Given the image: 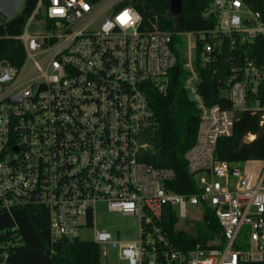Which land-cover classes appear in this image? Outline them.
I'll list each match as a JSON object with an SVG mask.
<instances>
[{"label":"built area","instance_id":"built-area-1","mask_svg":"<svg viewBox=\"0 0 264 264\" xmlns=\"http://www.w3.org/2000/svg\"><path fill=\"white\" fill-rule=\"evenodd\" d=\"M209 1L215 28L177 32L142 27L126 0H37L23 32L10 36L22 42L24 59H0V211L43 205L52 244L84 239L89 228L102 257L116 247L122 263L264 264V158L232 165L216 157L241 111L264 123V64L244 57L220 86L225 102L213 104L198 69L216 64L226 41L233 49L264 35V20L245 0ZM176 36L201 114L185 154L197 190L183 194L168 185L173 168L147 160L155 147L146 131L156 122L147 85L166 89ZM99 203L136 216L137 238L99 229ZM205 215L219 224L205 243L191 236L178 246L166 229L176 219L178 230L196 234ZM19 241L17 223L0 228V264Z\"/></svg>","mask_w":264,"mask_h":264},{"label":"trees","instance_id":"trees-1","mask_svg":"<svg viewBox=\"0 0 264 264\" xmlns=\"http://www.w3.org/2000/svg\"><path fill=\"white\" fill-rule=\"evenodd\" d=\"M171 0H126L142 14V27L150 30L197 31L215 28L216 18L205 15L209 0H183V12L179 16L170 14ZM249 6L259 11L264 20V0H245ZM37 0H24L18 13L11 19L0 21V59L6 58L19 65L25 56L22 42L10 36L23 32L24 25L33 13ZM181 38L175 37L177 64L168 73L166 89L158 90L147 85V97L156 115V122L146 133L153 142L155 152L149 153L147 160L157 167H170L176 176L169 186L178 193H192L197 190L196 178L187 168L185 154L196 142L200 123V110L192 101L185 87L187 70L183 50L178 47ZM224 43L217 63L199 65V88L208 104L225 102L220 86L231 74L235 65L244 57L255 58L264 64V35L253 41L231 49ZM227 102V101H226ZM227 104V103H226ZM234 135L221 137L216 147V157L236 165L247 159L264 158V123L260 116L241 111L235 122ZM256 133L252 141L244 140L248 133ZM176 219L169 220L166 229L176 238L178 246L182 238H193V242H206L212 228H219L215 218L208 216L200 222L197 233L178 230ZM213 222V223H212ZM18 224L20 241L11 249L8 264H104L100 245L86 239H62L56 244L50 240L48 209L43 205H23L11 211H0V228ZM191 238V239H192ZM190 239V240H191Z\"/></svg>","mask_w":264,"mask_h":264},{"label":"rangeland","instance_id":"rangeland-1","mask_svg":"<svg viewBox=\"0 0 264 264\" xmlns=\"http://www.w3.org/2000/svg\"><path fill=\"white\" fill-rule=\"evenodd\" d=\"M5 18L0 13V21ZM184 47L186 48L188 43H186L187 36H182ZM97 224L99 229H106L114 233L116 237L122 240L135 239L138 236L139 223L136 216L122 215L116 212H111L108 210L104 203L98 204V215ZM81 237L86 240L93 239L94 232L89 228H84L80 233ZM104 264H129L128 261H122L118 258L117 248L113 247L108 258L102 257Z\"/></svg>","mask_w":264,"mask_h":264},{"label":"water","instance_id":"water-1","mask_svg":"<svg viewBox=\"0 0 264 264\" xmlns=\"http://www.w3.org/2000/svg\"><path fill=\"white\" fill-rule=\"evenodd\" d=\"M24 0H0V13L7 19L14 17L21 7ZM183 0L170 1L171 16H179L184 10ZM1 86V84H0Z\"/></svg>","mask_w":264,"mask_h":264},{"label":"snow or ice","instance_id":"snow-or-ice-1","mask_svg":"<svg viewBox=\"0 0 264 264\" xmlns=\"http://www.w3.org/2000/svg\"><path fill=\"white\" fill-rule=\"evenodd\" d=\"M125 17H127V13H125ZM128 19H130V17H128Z\"/></svg>","mask_w":264,"mask_h":264}]
</instances>
